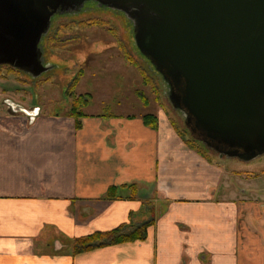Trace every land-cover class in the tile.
<instances>
[{"label": "crops", "instance_id": "crops-1", "mask_svg": "<svg viewBox=\"0 0 264 264\" xmlns=\"http://www.w3.org/2000/svg\"><path fill=\"white\" fill-rule=\"evenodd\" d=\"M8 99L1 87L0 264H248L244 250L263 247L249 219L264 202H247L244 178L188 147L163 112L153 128L143 113L90 104L77 127L68 113L15 112ZM147 221L143 240L75 250L81 236Z\"/></svg>", "mask_w": 264, "mask_h": 264}, {"label": "water", "instance_id": "water-1", "mask_svg": "<svg viewBox=\"0 0 264 264\" xmlns=\"http://www.w3.org/2000/svg\"><path fill=\"white\" fill-rule=\"evenodd\" d=\"M87 1L0 0V65L32 77L51 69L41 40L52 17ZM94 1L132 22L139 51L173 80L169 100L235 147L224 152L227 157L250 161L264 153V0ZM8 103L29 115L39 108Z\"/></svg>", "mask_w": 264, "mask_h": 264}, {"label": "rangeland", "instance_id": "rangeland-1", "mask_svg": "<svg viewBox=\"0 0 264 264\" xmlns=\"http://www.w3.org/2000/svg\"><path fill=\"white\" fill-rule=\"evenodd\" d=\"M85 7L90 9L54 17L57 20L53 32L55 39H43L41 42L43 59L53 64L51 69L38 77H32L23 70L12 72L7 66L0 67V88L6 89L8 98L26 107L41 106L43 113H68L73 102L70 84L79 76L75 93L91 94V105L86 107L87 111L134 114L161 111L168 121L174 119L179 128L188 130V135H191L184 117L168 99L166 85L160 80L162 77L136 49L130 20L118 11L99 10L93 1H87ZM95 21L97 23L92 24ZM121 46L126 47L138 64L147 69L155 84L160 85L162 103L155 99L151 86L143 83L138 69L122 55ZM137 90L145 93L149 105L142 103ZM210 152L213 160L221 163L225 170L235 171L244 178L245 182L241 181V176L238 181L248 187L247 197H244L247 202H264V154L251 161H241L219 157L217 151ZM228 176L224 180L226 184L230 181ZM220 192L225 191L222 188ZM221 197L236 199L238 196L234 192H225ZM249 225L262 236L263 247L252 253L250 249L244 250L247 255L250 253L255 257L248 264H264V212L256 222L250 218Z\"/></svg>", "mask_w": 264, "mask_h": 264}, {"label": "trees", "instance_id": "trees-1", "mask_svg": "<svg viewBox=\"0 0 264 264\" xmlns=\"http://www.w3.org/2000/svg\"><path fill=\"white\" fill-rule=\"evenodd\" d=\"M121 13H123V12H121ZM96 23L97 22L95 21L92 24H96ZM70 24H72V23H70ZM70 24H68L66 26H69ZM54 39H55V37H53V36L49 38V40H51V41ZM135 47H136V45H135ZM136 49L150 63L152 69L155 70L151 61L149 59H147L139 51V49L137 47H136ZM121 50H122V55L126 58V60H128V62L130 64H133L138 69V71L140 72V74L143 77V83L145 85L151 86L153 92L155 93V99L158 102H161L162 92H161L160 85L155 84V82L153 81V78L148 74L147 69H145L140 64H138V61L136 59H134V57L129 53V51L127 50L126 47L124 48L123 46H121ZM2 66H7L9 71H12V72L22 71L20 69H16V68H14L10 65H7V64L0 65V67H2ZM157 74H159V73L157 72ZM78 80H79V76H77L74 79V81L71 82V84H70V88H71L70 92H72L71 95L73 96V102H72V105H71L70 110L68 112V114L70 116H73L75 118L77 127H79L81 125L80 118L86 114L84 109L90 105V97H91L90 93H81V94L75 93V87H76ZM160 80H161V83L165 84V81L162 78ZM164 84H162V85H164ZM137 93H138L139 97L141 98L142 103L145 104L146 106L149 105V98L147 96H145V93L141 90H137ZM143 119L147 125H149L153 128H157L159 126V117H158L157 113H154V112L146 113L143 115ZM171 124L179 132V134L182 136V138L184 139V141L188 147H190L191 149L198 152L201 156L205 157L208 161H213V156H212L210 151H212V150L215 151L214 148L209 147L204 141H202V139L200 137L193 134L192 132L189 131V134H191V135H188V132H187L188 130L186 131L184 129L179 128L177 122L174 119H172ZM109 193L113 195L115 193V188H111ZM149 223H150V221H147V222L137 226L136 228H134L133 230H131L129 232H123L122 227L119 226L116 229H113L110 231H97L94 233H90V234L81 236L80 238L76 239V241H75L76 242L75 250L76 251L88 250V249L94 248L96 246H101V245H105V244H115V243H123V242L134 241V240H143L147 236V227H148Z\"/></svg>", "mask_w": 264, "mask_h": 264}, {"label": "flooded vegetation", "instance_id": "flooded-vegetation-1", "mask_svg": "<svg viewBox=\"0 0 264 264\" xmlns=\"http://www.w3.org/2000/svg\"><path fill=\"white\" fill-rule=\"evenodd\" d=\"M89 1H93L95 6L99 8V10H103V9H111L109 7H105V6H100L96 1L94 0H89ZM86 4V2H85ZM85 4L78 7L77 10L75 11H70V12H65V13H57L55 14L53 17H52V22H51V25L48 29V31L43 35L42 37V40L44 39L46 41V39H49L50 37L54 36L53 35V32L55 31V22L57 20L54 19L55 16H63V15H69V14H75V13H80V11L82 12V10H89L90 8H87L85 7ZM92 9V8H91ZM111 10H114V9H111ZM114 11H118V10H114ZM118 12H121V11H118ZM130 23L132 24V22L130 21ZM133 26V24H132ZM41 40V42H42ZM42 47V51H43V45H41ZM44 63H46V61L43 59ZM159 75L162 77V79L165 81V85H166V88H165V93L167 94V97L169 99V95L170 93H172L173 91V87H174V83H173V80L172 78H170V76H167V75H163L161 73H159ZM173 94V93H172ZM174 95V94H173ZM36 107L35 105L33 106H29L28 109L31 110V112H35L37 111L36 110ZM175 109H177V112L179 114H181L182 117H184V121L187 123V126L189 127V131L192 132L193 134L197 135L198 137H200L202 139V141H204L209 147L211 148H214L215 151L218 152V156L219 157H226L228 158L224 152L230 150L231 148H235V147H231L228 143L222 141V140H219L218 138L216 137H213V135H210L206 130L200 128L197 124H196V121H195V118L194 116H192L190 114V112L188 111V109L182 104V103H177L176 106H174ZM240 152H242V148H239L238 149ZM222 154V155H221ZM264 153H262L261 155H263ZM259 155V156H261ZM257 156V157H259ZM256 157V158H257ZM229 158H235V159H238V160H241L239 159L238 157H229ZM254 158V159H256ZM252 159V160H254ZM243 161V160H241ZM251 161V160H250Z\"/></svg>", "mask_w": 264, "mask_h": 264}]
</instances>
